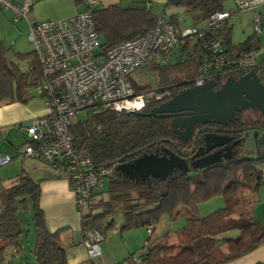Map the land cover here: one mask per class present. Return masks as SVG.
<instances>
[{
	"label": "trees",
	"instance_id": "trees-1",
	"mask_svg": "<svg viewBox=\"0 0 264 264\" xmlns=\"http://www.w3.org/2000/svg\"><path fill=\"white\" fill-rule=\"evenodd\" d=\"M74 2L85 5V10L92 13L104 50L144 33L159 18L175 25L199 26L212 12L228 10L226 0H180L177 5L181 10L168 15L165 9L162 14H155L151 3L145 0L129 6L101 7H96L99 2L94 6L85 0ZM171 3L172 0H168L164 6ZM232 12L234 14L236 9ZM259 15L264 25L260 12ZM229 19L225 28L215 34L228 51L261 48L260 33L256 32L241 42H233V25ZM183 45L179 53H174V60L151 64L150 80L140 82L132 76L136 89L165 93L163 99L168 100L182 87L193 86L200 76L198 62L193 57L198 48H193L190 41ZM6 54L7 48L0 41V100L28 103L33 97L30 90L45 79L39 59L33 50L28 68L22 69L8 61ZM254 69L264 81V60ZM246 72L234 70L229 74L240 77ZM222 79L216 82L221 84ZM160 103L151 97L141 111L118 112L100 107L88 112L84 119L78 117L79 113L72 118L70 129L74 144L87 148L96 163L111 166L105 189L78 211L82 236L87 230H98L105 238L109 230L117 227L118 215L122 216L121 231L146 227L148 237L143 246L132 256L113 264H223L255 249L264 242V226L253 211L257 193L264 183V155L245 157L239 152L202 169L192 165L188 169L177 168L163 178H131L119 168L120 164L144 153H161L167 148L181 155L188 149H192L189 154L195 151L196 139L193 144L183 142L171 128L169 117L148 115ZM23 142H28L26 135ZM40 160L68 172L62 157L55 162ZM40 180L23 170L2 191L0 264H11L7 259L10 251L13 255L21 251L26 230L22 213L30 209L35 226L32 249L35 262L30 264H68L64 229L52 231L40 207ZM216 196L223 198V205L203 215L200 205ZM164 216L172 220L185 218V224L154 237L156 226ZM231 229L238 233L225 235Z\"/></svg>",
	"mask_w": 264,
	"mask_h": 264
},
{
	"label": "built area",
	"instance_id": "built-area-1",
	"mask_svg": "<svg viewBox=\"0 0 264 264\" xmlns=\"http://www.w3.org/2000/svg\"><path fill=\"white\" fill-rule=\"evenodd\" d=\"M99 0H86L94 6ZM236 10L255 12V32L264 25L257 9L264 0H234ZM31 0L18 3L0 0V11L7 9L12 20L26 18L29 40L39 59L45 79L36 88L43 97L47 112L35 116L26 126L28 142L17 155L0 154V166L13 159L31 156L48 162L58 157L68 165V181L78 211L101 193L111 172V166L96 163L87 148L74 144L72 118L80 111L109 108L118 112L141 111L151 97L163 102V95L153 89L137 90L132 79L137 70L147 64H163L174 58L183 42L190 41L198 50L193 57L198 62L200 76L194 85L209 80L224 82L230 71H249L258 65L259 50L228 51L215 36L225 28L233 15L231 10L212 12L202 25L182 26L159 18L144 33L102 49L90 10L60 20L30 18ZM264 179V170H263ZM150 230V229H149ZM104 236L98 230H87L83 242L91 260L102 254Z\"/></svg>",
	"mask_w": 264,
	"mask_h": 264
},
{
	"label": "rangeland",
	"instance_id": "rangeland-1",
	"mask_svg": "<svg viewBox=\"0 0 264 264\" xmlns=\"http://www.w3.org/2000/svg\"><path fill=\"white\" fill-rule=\"evenodd\" d=\"M25 1V0H24ZM64 0H54L51 4H58ZM33 2V1H32ZM81 7V4L79 5ZM96 7H101L97 5ZM225 7L228 10L235 11L234 0H226ZM165 9L166 15L180 11V7L177 4L171 3L168 6L153 7L152 10L155 14H162ZM30 18H33V13H30ZM255 12L249 10H236L231 16L230 22L233 24L232 39L233 42H241L247 39L249 36H253L255 32ZM34 19V18H33ZM264 21V16L262 15ZM29 24L26 18L14 22L12 20V13L7 9L0 12V41L3 42L7 48V60L19 65L22 69H27L30 60L33 58L31 54L34 50L32 42L29 40ZM262 40L261 48L257 54L259 61L264 59V29L260 33ZM26 57V58H25ZM174 60V59H173ZM151 64L145 65L142 69L137 70L134 75L137 81L146 82L151 79ZM150 77V78H149ZM32 99L26 103L28 109L32 111H43L46 109L43 97L39 94L36 88L30 90ZM88 112H91L89 108L79 112L78 117L84 119L87 117ZM24 133L26 135V127L23 122L22 126L19 122L12 121L11 125L0 126V154L10 153L11 155H17L18 152H22L26 143H24ZM245 141L243 143L241 154L245 157H255L264 155V129L249 128L245 132ZM57 168H53L43 162L42 160L24 156L23 158L17 157L10 163L0 166V204L2 201V191L12 184L15 176L21 171H26L31 174L35 179L46 175L47 172H55ZM58 171H61L57 169ZM64 172V171H62ZM66 173V172H64ZM223 198L221 196L213 197L200 205L201 213L203 215L208 214L215 208L223 205ZM86 210V209H85ZM25 224V233L22 237L23 247L19 253L15 255L12 251L8 253L7 259H10L11 264H30L35 262L34 254L32 253L34 244L35 226L32 219V209L28 213L25 211L22 213ZM122 221V216H116V221ZM185 224V218H179L172 220L167 216H164L160 223L157 224L156 230L153 234L154 237H158L167 230H175L182 227ZM117 227L109 230L106 234L105 240L101 242L103 249V257L106 256L112 262L122 261L123 259L135 254L139 248H141L148 237V231L146 227L127 229V230H115ZM116 231L113 232V231ZM119 231V232H118ZM238 233L237 230L231 229L226 232L225 235L235 236ZM89 257V256H88ZM102 254L94 258L95 264H103L101 260ZM91 259L88 258L86 264H91ZM109 261V262H110Z\"/></svg>",
	"mask_w": 264,
	"mask_h": 264
},
{
	"label": "water",
	"instance_id": "water-1",
	"mask_svg": "<svg viewBox=\"0 0 264 264\" xmlns=\"http://www.w3.org/2000/svg\"><path fill=\"white\" fill-rule=\"evenodd\" d=\"M179 2L180 0H172L174 4ZM217 84L216 81L209 80L202 85L182 89L152 108L148 115L172 117L171 128L185 143L193 136L196 123L212 119L215 123L225 124L236 118L237 111L247 107H258L264 115V84L254 69L240 77L229 76L218 89H214ZM204 139L205 144L191 156L192 167L205 168L220 161L223 151L224 157L230 158L232 147L240 142V139H235L229 143L233 137L220 133H206ZM217 146L223 147L204 155L205 151ZM119 168L131 178H163L177 168L188 169L189 163L186 157L167 148L163 154H141L131 162L120 164Z\"/></svg>",
	"mask_w": 264,
	"mask_h": 264
},
{
	"label": "crops",
	"instance_id": "crops-1",
	"mask_svg": "<svg viewBox=\"0 0 264 264\" xmlns=\"http://www.w3.org/2000/svg\"><path fill=\"white\" fill-rule=\"evenodd\" d=\"M14 1L18 3L24 2V0ZM52 1L54 0H31V12L34 15L33 18L40 20H60L85 10V5L81 4V7H79V5L74 2V0H64L58 4H51ZM139 1L141 0H99L98 5L108 6L111 4H121L122 6H129L134 3H138ZM145 1L150 2L152 8L155 6L159 8L164 6L168 0ZM257 10H259L261 16H264V5L260 6ZM230 19L229 23H231ZM28 104L22 103L20 101L8 102L6 100H0V126H10L12 121H17L21 126L24 122L26 127L32 118L47 112L46 108L43 111H34L32 113V111L28 109ZM37 179H41V193L39 202L40 207L45 214L49 228L52 231L64 229L63 240L64 244L67 246L66 254L68 264H86L89 257L87 248L83 242L84 237L81 233L80 214L76 208L74 193L70 188L67 173L58 171L56 169L55 172H47L46 175H43ZM257 197L258 200L254 205L253 211L257 219L264 226V183L260 187ZM121 224L122 221L118 220L117 228L115 229L116 231L119 230ZM115 230L113 232L116 233ZM72 241L75 243L74 245L71 244ZM101 260L103 261V264L114 263H111V261L114 260L110 261L106 256L103 257V249ZM90 262L91 264H95L94 259ZM223 264H264V242L245 255Z\"/></svg>",
	"mask_w": 264,
	"mask_h": 264
},
{
	"label": "flooded vegetation",
	"instance_id": "flooded-vegetation-1",
	"mask_svg": "<svg viewBox=\"0 0 264 264\" xmlns=\"http://www.w3.org/2000/svg\"><path fill=\"white\" fill-rule=\"evenodd\" d=\"M262 83L264 84V81H262ZM219 86H220V84H217L216 87H214V89H218ZM188 87H191V86H184L180 90L188 88ZM180 90H178L176 93H178ZM185 116H188V115H185ZM169 119L171 121L172 117H169ZM249 128L264 129V115L260 112L258 107H247L245 109L237 111L236 112V118L232 121H229L228 123H225V124L215 123L212 119L208 122L196 123L193 136L189 139L188 142H190V144H193V142H194L193 139H196V145L193 148L196 151L200 146L205 144L204 136L206 133L226 134L228 136L233 137V139L230 140L229 143H232L235 139H240L239 144L232 147L231 156H233V155L239 154V152H241V150H239V149H242L243 143L245 141L244 135H245L246 130ZM201 140L203 141L202 143H201ZM222 147L223 146H217V147H215L209 151H205L204 155L211 153L215 150H219ZM188 150L191 151L192 149H188ZM189 151L184 152L183 156L184 157L186 156V159H187L189 165L191 166V164H190L191 155L195 151H193L192 154H189ZM155 152H158V151H155ZM163 153H164V151H162L159 154H163ZM224 153H225V151H223L221 153L222 159L220 161H224V160L228 159V158L224 157ZM220 161H218V162H220Z\"/></svg>",
	"mask_w": 264,
	"mask_h": 264
},
{
	"label": "clouds",
	"instance_id": "clouds-1",
	"mask_svg": "<svg viewBox=\"0 0 264 264\" xmlns=\"http://www.w3.org/2000/svg\"><path fill=\"white\" fill-rule=\"evenodd\" d=\"M30 12H31V11H30ZM259 63H260V61H259ZM252 70H253V69H252ZM249 71H250V70H249ZM246 73H247V72H246ZM231 76H232V75H231ZM222 83H223V82H222ZM193 86H194V85H193ZM163 102H164V101H163ZM161 103H162V102H161ZM158 105H159V104H158ZM32 119H33V118H32ZM30 122H31V121H30ZM30 122H29V123H30ZM29 123H28V124H29ZM28 124H27V125H28ZM263 170H264V169H263Z\"/></svg>",
	"mask_w": 264,
	"mask_h": 264
}]
</instances>
